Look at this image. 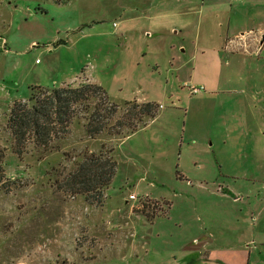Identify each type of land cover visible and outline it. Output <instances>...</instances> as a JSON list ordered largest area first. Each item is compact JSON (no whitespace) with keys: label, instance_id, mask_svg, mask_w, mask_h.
<instances>
[{"label":"rangeland","instance_id":"1","mask_svg":"<svg viewBox=\"0 0 264 264\" xmlns=\"http://www.w3.org/2000/svg\"><path fill=\"white\" fill-rule=\"evenodd\" d=\"M192 2L202 4L203 0H0V145L6 153L5 178L0 184L3 186L0 189V264H208L199 253L205 241V231L201 228L210 217L208 213L218 209L231 211L233 231L247 230L246 241L256 240L255 210L264 205V51L260 59L252 52L245 57L235 53L227 58L226 52L220 61L212 63L216 56L213 48L227 34V19L213 16L209 0L205 10L202 9L198 38L192 37L194 31L181 45L183 38L174 34L179 29L169 28L174 18L168 17L157 21L168 31L160 44L154 29H149L151 36L135 31L133 41L150 44L147 50L157 56L163 52L164 44L169 43L173 48L167 49H173L180 59L195 56L196 60L200 54L197 61L201 67L207 70L213 66V70L221 71L222 97L209 118L215 123L225 122L227 130L218 125L212 129L216 140L209 152L217 160L210 164L206 155L202 167L211 178L215 174L216 181L211 184L235 186L230 189V197L241 198L238 203L227 200L220 205L199 193H189L188 188L179 198L172 199L174 207L161 218L162 222L151 225L144 215L138 214V205L134 206L130 196L135 194L141 198L161 189L147 175L159 171L163 156L158 146L160 140L154 139L152 146L148 137L154 134L153 138L172 139L171 130L165 134L159 128L151 129L137 136L149 145L148 150L142 156L135 152L131 157L137 166L129 159L121 161L103 202L97 204L85 196L60 189V183L76 170L86 154L100 153L103 146L114 149L115 159L116 148L124 138L106 133L90 137L85 120L77 119L68 135L56 139L54 148L45 151L30 144L20 157L14 152L15 140L6 128L14 104L28 101L32 88H60L68 78H75V83L69 85L78 87L93 83L94 76L116 101L139 104L144 103L138 102L143 99L167 101L165 96H158L165 86L162 79L134 74L131 61L117 67L120 51L112 42L121 34L118 30L123 28L120 17L124 13L136 9H151L150 14L164 9L177 12ZM236 12L232 15L235 28L241 30L248 26L259 31L253 36L256 45L260 31H264V0H245L237 5ZM139 27L138 22L135 29ZM263 40L262 37L260 41ZM201 70L203 76L204 69ZM161 74L166 75L163 65ZM184 82L177 87V93L187 103ZM125 104L119 103L116 119L130 109ZM161 111L159 106V114ZM135 144L136 140L130 142L123 151ZM173 153L174 161L166 163L167 170L178 162L179 148ZM221 169L227 176H219ZM146 175V180L140 183ZM151 183L157 190L151 188ZM166 184L167 193L173 194V183Z\"/></svg>","mask_w":264,"mask_h":264},{"label":"crops","instance_id":"2","mask_svg":"<svg viewBox=\"0 0 264 264\" xmlns=\"http://www.w3.org/2000/svg\"><path fill=\"white\" fill-rule=\"evenodd\" d=\"M209 1L210 4L208 7L212 9V13H214L213 16L223 21L227 19V34L221 39L219 46L213 48V53L216 56L215 61L212 63L220 61L221 58L224 57L223 53L226 52L227 58L235 53L239 54V57H245L249 52H252V55H257L260 59L264 51V40L260 41L262 37L264 39V31H260L259 40L255 45L253 36L259 32L258 30H254V28L248 26L238 30L232 23V15L237 13V5L245 0ZM205 5L206 0H203L202 4L196 2L177 12H167L164 9L159 11L154 10L156 13L150 14L153 11L151 9L141 11L136 9L130 11L128 14L124 13V17H120V24L123 28L118 30L121 34L118 33L117 38L112 42L114 48L120 51V57H118L116 61L117 67L121 68L122 64L126 66V64L131 61L134 68L133 72L135 71L134 74L138 76L140 74L144 76L148 75L153 80L162 79L165 86L159 90L158 96H165V98L168 99L167 101L160 98V100L152 101L145 99L142 101L137 100L138 102L155 103L161 107L162 111L159 116L150 121L147 126L137 133L124 138L115 151V159L119 166L118 170L121 168V161H123V159H129L132 161L131 163L137 166L136 160L131 157H133L135 152L140 153L142 156L148 150L147 146H149L142 140L137 139V136L140 134H147L149 130H156L157 128L160 129V132L165 134L170 130L173 132L172 139L170 137H167L165 140L161 137L159 139L156 137L153 138L154 134L148 137V141L152 146L155 144L154 139L160 140L158 146H160V151L163 153L161 158L162 162L158 166L159 171H153L147 174L151 176L149 179L155 181V185H160L161 189H158L160 191L151 183V188L157 190L155 192L153 191L154 196L145 195L141 198L137 196L138 199L136 201L130 200L134 202V206L138 205L139 210L137 212H140L138 214L144 215L151 225L162 222L161 218L166 217L168 210L170 209V213L171 209L174 207L175 202L172 199L179 198L181 196L180 193H184L188 188L191 190L189 193H199L202 196H206V198H210L211 201L216 200L220 205L225 204L227 200L238 203L237 198L236 200H232L230 197L232 193L230 189H234L235 186L230 188L227 183H218L216 186L215 184H211L216 181L214 180L215 174H211V178L207 173L208 171H203L204 166L202 167V162L206 161V158L210 164H212L211 162L214 164L217 160L215 154H210L209 152L215 145L214 139L216 140L215 131L213 133L212 129L218 125V127L225 128V131L227 130V124L225 122L220 121L215 123L210 121L209 118L211 111L218 105L222 97L220 94L222 93L224 76L221 75V71L216 69L213 70L212 66L211 69L207 68V70H209L208 72L205 68L201 67L200 61H197L199 59V53L196 60H194L195 56L187 60H184L185 58L180 59L174 55L173 49H167L168 47H172L171 44L165 43L163 52H161L159 56H157V54L151 55L150 51L147 50L150 44L140 45L133 41V33L135 31L140 30V33L144 31L147 36H151V31L149 29H154L158 35L157 43L160 44L162 36L168 31L166 32L165 26L159 25L157 21L159 22L168 17L174 18L173 22L176 24L172 23L169 28L171 31L179 29V33L175 31L174 34L183 38L181 40L182 43H180L181 45L187 42L184 38H189L194 31H196V33L192 34V37L197 36L198 38L200 21L202 20L201 13L202 9L205 10ZM247 12L249 11H246V13ZM138 22L141 28L135 29ZM120 24H117L118 28ZM189 32L190 34H187ZM166 41L172 42V40L168 39ZM159 48H161V46ZM161 63H163L162 65L166 69L165 76L161 74ZM201 68L204 69L203 76L200 75L202 71ZM126 69L128 68L126 67ZM169 72L172 75H169ZM93 77L94 76H92V84L99 85L97 79ZM68 79L64 82L62 87L75 83V78L73 80ZM228 80H231L229 74H227V81ZM183 81H185L183 88H186L185 85H187V81H195L196 84H194V86L205 87V92H209V94L192 96L187 89L188 101L186 103L184 99L179 96L181 93H177V87H179ZM169 99H171V104H168ZM111 100L117 104L132 102L130 100L121 99L116 101L115 98H111ZM164 118H166L165 121H163ZM182 118H184L183 121ZM203 132L205 134H203ZM218 138V140H222L220 137ZM224 139H226L224 142L227 143V138ZM134 140H136L134 147L131 148L130 146L127 151H123V149ZM176 148H179L178 162H176L175 166L172 165V169L167 170L166 163L171 162L172 164L174 158L171 159V157H174L173 152ZM199 148L200 151H197ZM204 156H206V158ZM119 157L122 158L120 159ZM147 175L141 178L139 182H144ZM166 175L168 178H166ZM221 175L227 176L226 171L223 173L222 169L219 170V176ZM192 180L196 182L195 185ZM180 182H184L187 185L184 187ZM166 183H173L171 186L173 194H168V191L165 190ZM130 201L126 202L129 204ZM263 204L264 200L262 201V205ZM255 211L257 212V218H255L253 231L256 240H253V242L246 241L247 237L245 233L247 230H232L233 215L230 210L227 209V211H225L224 209H218L208 213L210 217L208 216L209 218L204 222L201 228V230L203 229L205 231V241L199 251V253L203 255L202 260L208 264H264V205ZM204 212L206 213V211Z\"/></svg>","mask_w":264,"mask_h":264},{"label":"trees","instance_id":"3","mask_svg":"<svg viewBox=\"0 0 264 264\" xmlns=\"http://www.w3.org/2000/svg\"><path fill=\"white\" fill-rule=\"evenodd\" d=\"M125 105L130 109L116 119L120 105L111 100L103 86L89 83L51 89L35 87L28 101L14 104L6 128L15 140L14 152L21 157L30 144L45 151L54 148L56 139L68 135L77 119L85 120L90 137L106 133L115 138H126L147 126V122L159 114V105L155 103L127 102ZM5 156L0 145V184L5 178ZM117 170L114 149L103 146L100 153L86 154L59 188L101 204Z\"/></svg>","mask_w":264,"mask_h":264},{"label":"built area","instance_id":"4","mask_svg":"<svg viewBox=\"0 0 264 264\" xmlns=\"http://www.w3.org/2000/svg\"><path fill=\"white\" fill-rule=\"evenodd\" d=\"M114 26H116V25H114ZM185 87L189 90V92L192 96L199 95V94L206 91L205 87H203V86H194V85H188L187 84V85H185ZM137 199H138L137 196L134 194H132L130 196L131 201H136ZM239 200H241V199L237 198V201H239Z\"/></svg>","mask_w":264,"mask_h":264}]
</instances>
